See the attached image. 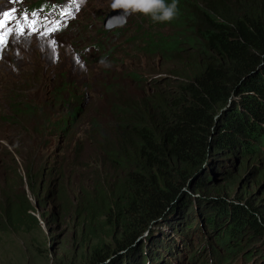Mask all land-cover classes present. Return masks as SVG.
<instances>
[{
    "label": "trees",
    "instance_id": "trees-1",
    "mask_svg": "<svg viewBox=\"0 0 264 264\" xmlns=\"http://www.w3.org/2000/svg\"><path fill=\"white\" fill-rule=\"evenodd\" d=\"M177 2L176 17L155 23L144 35V50L162 60L166 76L132 72L121 85L102 83L104 109L94 112L96 117H90L92 109L79 105V89L72 90L69 80L59 77L57 91L47 94L63 107L53 125L57 132L63 136L72 132L79 141L76 146L92 140L100 149L102 166L112 173L106 184L83 192L77 203L83 236L92 243L87 264H148L155 256L154 248L144 241L138 246L140 235L148 229L149 236L154 235L151 225L164 221L168 233L159 239L155 236L154 244L163 248L176 230L179 236L169 238L171 246L183 240V228L171 215L182 216L189 205V189L205 188L214 173L226 175V183L244 184L247 178L234 173L231 166L235 156L240 160L238 171L264 172L259 164L264 157V0ZM43 5L45 1L39 0L33 7ZM43 79L37 78L35 84L41 86ZM23 86L17 87L19 94L8 92L4 97V123H17L19 128L29 118L39 121L49 115L44 99L41 106L28 96L30 88ZM15 154L20 166L11 156L16 165L12 174L16 173L19 183L1 188L0 238L6 232L37 226L25 187L34 196L40 192L43 167L20 150ZM223 154L230 159L215 160ZM195 204L207 212L204 222L210 230L216 229V245L223 251L213 252L203 240L198 255L205 253L199 264H213L209 262L213 256L214 264L264 260V203L216 196L193 201L189 210ZM191 213L184 215L182 226ZM204 228L192 236L203 238ZM109 236L115 239L113 247L104 240ZM244 236L247 242H255L245 246ZM129 250L135 253L126 257Z\"/></svg>",
    "mask_w": 264,
    "mask_h": 264
},
{
    "label": "rangeland",
    "instance_id": "rangeland-1",
    "mask_svg": "<svg viewBox=\"0 0 264 264\" xmlns=\"http://www.w3.org/2000/svg\"><path fill=\"white\" fill-rule=\"evenodd\" d=\"M17 2L24 7L25 0ZM80 2L83 7L72 22L71 19L65 18V23L57 27L53 15V37L43 36L41 33L32 37V31L27 32L28 37H8L5 29H0V38L5 41L0 43V191L3 186L9 187L19 183L16 173L12 174L16 165L10 158L15 157L20 166L15 150H20L24 156L28 155L29 160L43 167L38 179L40 192L34 196L25 187L26 195L34 207L33 215L37 226L1 235L0 264H87L91 254L92 243L87 236H83L77 203L83 192L91 191L94 185L106 184L112 173L105 164L102 166L103 158L96 143L90 140L84 146H76V141L78 144L79 141L73 139L72 132L63 136L57 132L56 126H53L57 123L58 111L63 107L57 101L53 103L47 94L52 89L57 91L60 85L59 77L63 82L71 81L72 90L79 89L82 101L79 105L84 106L85 110L92 109L90 117H96L94 112L104 109L106 89L102 83L113 84V87L121 85L127 82L125 76L132 72L152 78L167 75L162 60L144 50V35L153 30L155 24L150 22V17L138 13L129 15L124 25L112 30L120 29L122 32L115 42V48L106 53L107 48L103 46L105 55H100L99 47L95 48V43L104 38L103 30L107 29L105 21L111 10L110 0ZM0 10L10 12L12 0H2ZM41 76L44 77L43 83L38 86L39 83L35 84V80ZM23 85L30 88L27 93L33 101L42 106L44 99L43 106L45 105L49 115L39 121L29 118L26 125L19 128L15 125L17 123H4V97L8 92L19 94L17 87L24 88ZM130 85L134 89V82ZM99 116L108 118V115L103 113ZM34 128L38 130L35 131ZM217 159L223 162L230 158L228 154H223L215 158ZM259 162L262 170L264 157ZM231 166L234 173L247 178L244 184H240L238 180L234 184L226 183V175L214 173L205 188L192 192L188 190L189 205L193 201L197 203L199 199L203 201L205 198L216 196H227V199L247 198L253 205L263 204L264 172L258 171L254 175L246 174V170L238 171L240 160L236 156L232 159ZM189 205L184 210L183 217L181 214L171 215V220H175L183 228L180 231L183 240L178 241L176 246H171L169 238L179 236L177 230L167 237L168 244H164L163 248L156 246L155 241H152L155 236L159 239L168 233L169 225H164V219H161L163 222L158 221L162 222L160 225L157 222L151 225V233L154 235L149 236V229L140 235L138 246L144 241L157 249V253L152 249L155 256L149 258L148 264H199L205 253L198 255L203 240L210 244L213 252L223 253L216 245V229L210 230L211 227L204 222L203 216L207 212L199 211L197 204L193 206V210H189ZM191 211L193 213L182 226L181 220ZM192 222L195 224L193 227L190 226ZM187 226H190L189 229ZM203 227L204 237L194 238V231ZM104 240L113 247L114 237L109 236ZM241 240L245 246L255 242H247V236ZM134 253V250H129L125 256ZM168 260L172 262L167 263ZM209 262L214 264L215 256L209 259ZM112 264H116V261ZM257 264H264V260H259Z\"/></svg>",
    "mask_w": 264,
    "mask_h": 264
},
{
    "label": "clouds",
    "instance_id": "clouds-1",
    "mask_svg": "<svg viewBox=\"0 0 264 264\" xmlns=\"http://www.w3.org/2000/svg\"><path fill=\"white\" fill-rule=\"evenodd\" d=\"M44 1L45 3L48 2V8L50 11H56V7L52 6V4H55V2L56 3L64 2L65 0H44ZM38 2L39 0H34V1L25 0L24 7H21L19 3L16 2L15 5L12 4V9L15 8V11L26 10L27 12L34 10V9H39L41 15L45 16L44 13L47 11V9L44 8V5L39 8L33 7V5ZM69 2L72 4V6L70 7L71 13L73 9L74 11L72 14L75 18L78 12L83 7V5L80 2V0H75V1L69 0ZM0 7H2V1H0ZM110 7L114 11L120 10L119 15L116 17H113L112 19L121 20L124 22H126L127 17L129 15L137 14V13L143 16L150 17L153 23L170 22L176 17L178 13L177 0H172L171 3H168L167 0H110ZM3 12L4 10H0V14H2ZM17 16L19 17L20 14H17ZM2 18L3 17L0 16V19ZM19 24L23 25L22 26V28H24L23 32H20L19 30L16 32L11 31L8 33V37H28L27 36L28 31L34 32V35L32 37H35L36 34H39V33H41L43 36L53 37V34L52 35L47 34L49 29H47L46 27H41L40 30L36 31L32 27H30L29 24L26 23L25 19ZM12 25H14V23L12 22V19H11L10 22L8 23V28L12 27ZM112 30L113 28L105 29L104 30L105 32H103L104 33L103 40H99L95 43V48L99 47L98 51L100 55H103V54L105 55V53H103L102 51L104 48L103 46H106L107 48L106 53L110 52L112 48H115V42L121 36L122 32L120 31V29L116 31H112ZM63 32L64 30L61 31L60 34H62ZM102 63H104V61H102Z\"/></svg>",
    "mask_w": 264,
    "mask_h": 264
},
{
    "label": "snow or ice",
    "instance_id": "snow-or-ice-1",
    "mask_svg": "<svg viewBox=\"0 0 264 264\" xmlns=\"http://www.w3.org/2000/svg\"><path fill=\"white\" fill-rule=\"evenodd\" d=\"M0 16L3 17L2 19H0V29H5V32H6V33L11 32L12 29H10V28L7 27L8 23H9L10 20H11V15H10V13H8V12H3L2 14H0ZM23 19L27 20L28 18H27V16H25V17H23ZM34 23H35V22L33 21V24L30 25V27L34 26ZM57 27H58V26H57ZM20 31L23 32V29L21 28ZM4 42H5V41H4L2 38H0V43H4Z\"/></svg>",
    "mask_w": 264,
    "mask_h": 264
},
{
    "label": "water",
    "instance_id": "water-1",
    "mask_svg": "<svg viewBox=\"0 0 264 264\" xmlns=\"http://www.w3.org/2000/svg\"><path fill=\"white\" fill-rule=\"evenodd\" d=\"M119 13H120V10H116V11H114L112 9L110 10V12L107 15V19L105 21V27L107 29H112V28H114V27H116L118 25L121 26V25H124L125 24L124 21L112 19L113 17L118 16Z\"/></svg>",
    "mask_w": 264,
    "mask_h": 264
},
{
    "label": "bare ground",
    "instance_id": "bare-ground-1",
    "mask_svg": "<svg viewBox=\"0 0 264 264\" xmlns=\"http://www.w3.org/2000/svg\"><path fill=\"white\" fill-rule=\"evenodd\" d=\"M119 26V25H118Z\"/></svg>",
    "mask_w": 264,
    "mask_h": 264
}]
</instances>
